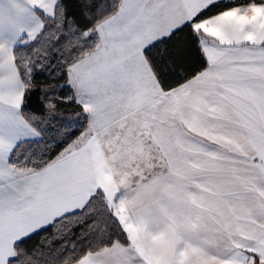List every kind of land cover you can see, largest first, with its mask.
I'll return each instance as SVG.
<instances>
[{"label":"snow or ice","instance_id":"1","mask_svg":"<svg viewBox=\"0 0 264 264\" xmlns=\"http://www.w3.org/2000/svg\"><path fill=\"white\" fill-rule=\"evenodd\" d=\"M0 264H264V0H0Z\"/></svg>","mask_w":264,"mask_h":264}]
</instances>
